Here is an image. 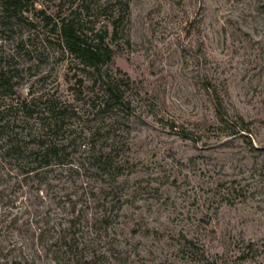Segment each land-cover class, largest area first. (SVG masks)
I'll list each match as a JSON object with an SVG mask.
<instances>
[{"label":"rangeland","instance_id":"1","mask_svg":"<svg viewBox=\"0 0 264 264\" xmlns=\"http://www.w3.org/2000/svg\"><path fill=\"white\" fill-rule=\"evenodd\" d=\"M121 1L128 7L118 8L124 18L115 60L138 83L144 111L131 119L128 153L137 166L122 180L139 192L115 226L122 258L115 264H196L179 247L182 232L220 254L223 264H264V0ZM60 2L71 0H36L38 7ZM3 35L0 29V52L14 51L15 34ZM54 48L37 43L17 53L21 92L35 80L39 56L50 86L60 81L65 89L67 62ZM205 75L219 85L231 113L252 121L253 145L217 126ZM160 117L196 123L201 137L181 138ZM218 182L238 189L214 194ZM134 227L140 231L132 233ZM250 241L257 253L240 259L239 248ZM0 246L17 264H57L16 229L2 230Z\"/></svg>","mask_w":264,"mask_h":264},{"label":"trees","instance_id":"2","mask_svg":"<svg viewBox=\"0 0 264 264\" xmlns=\"http://www.w3.org/2000/svg\"><path fill=\"white\" fill-rule=\"evenodd\" d=\"M122 4L71 0L51 8L38 7L36 0H0L3 36L16 37L14 51L0 52V233L18 230L52 253L57 264L122 260L115 226L139 192L122 177L137 166L128 153L131 119L144 111L138 83L115 60L124 18L118 8L128 7ZM25 27L32 34L26 36ZM37 43L55 47L58 58L66 60L65 89L60 81L50 86L49 72H40L44 60L39 56L32 75L42 88L32 83L26 94L21 92L24 67L13 59ZM203 88L217 126L253 145L252 121L231 113L219 85L206 75ZM164 122L181 138L198 142L201 137L196 123ZM214 188V194L238 189L224 182ZM139 231L132 228V233ZM178 243L184 257L196 264H223L220 254H210L198 238L182 232ZM254 247L253 241L240 247L239 258L255 256ZM17 263L0 246V264Z\"/></svg>","mask_w":264,"mask_h":264}]
</instances>
